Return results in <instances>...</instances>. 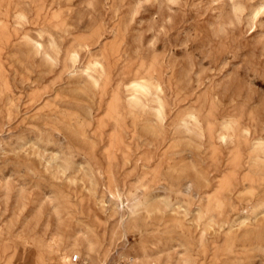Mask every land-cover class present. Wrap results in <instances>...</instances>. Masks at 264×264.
Wrapping results in <instances>:
<instances>
[{"label": "rangeland", "instance_id": "374dc122", "mask_svg": "<svg viewBox=\"0 0 264 264\" xmlns=\"http://www.w3.org/2000/svg\"><path fill=\"white\" fill-rule=\"evenodd\" d=\"M0 264H264V0H0Z\"/></svg>", "mask_w": 264, "mask_h": 264}, {"label": "built area", "instance_id": "2783aa9c", "mask_svg": "<svg viewBox=\"0 0 264 264\" xmlns=\"http://www.w3.org/2000/svg\"><path fill=\"white\" fill-rule=\"evenodd\" d=\"M76 260H77V258H76Z\"/></svg>", "mask_w": 264, "mask_h": 264}]
</instances>
